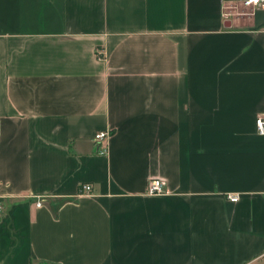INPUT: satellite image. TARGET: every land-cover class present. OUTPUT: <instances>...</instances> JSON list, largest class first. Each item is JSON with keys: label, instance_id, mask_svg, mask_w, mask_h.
Masks as SVG:
<instances>
[{"label": "crops", "instance_id": "crops-1", "mask_svg": "<svg viewBox=\"0 0 264 264\" xmlns=\"http://www.w3.org/2000/svg\"><path fill=\"white\" fill-rule=\"evenodd\" d=\"M262 112L264 6L0 0V264L260 261Z\"/></svg>", "mask_w": 264, "mask_h": 264}, {"label": "built area", "instance_id": "built-area-1", "mask_svg": "<svg viewBox=\"0 0 264 264\" xmlns=\"http://www.w3.org/2000/svg\"><path fill=\"white\" fill-rule=\"evenodd\" d=\"M246 6H264V0H242ZM256 128L259 134L264 135V112L259 113L256 119ZM111 135L109 129L99 130L94 135V140L103 144ZM104 148V147H103ZM103 151V150H102ZM82 191L91 192L92 185L89 183L83 184L81 187ZM166 192V183L162 178H153L148 184V194L160 195ZM228 199L231 201H238L240 195L238 193L228 194ZM37 205H41V202H37ZM5 207L0 199V214L4 211Z\"/></svg>", "mask_w": 264, "mask_h": 264}, {"label": "rangeland", "instance_id": "rangeland-1", "mask_svg": "<svg viewBox=\"0 0 264 264\" xmlns=\"http://www.w3.org/2000/svg\"><path fill=\"white\" fill-rule=\"evenodd\" d=\"M251 264H264V258L263 259H261L260 261H258V262H254V263H251Z\"/></svg>", "mask_w": 264, "mask_h": 264}]
</instances>
